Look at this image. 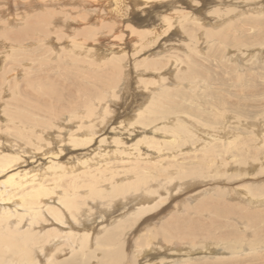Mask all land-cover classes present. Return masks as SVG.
<instances>
[{
	"label": "rangeland",
	"instance_id": "374dc122",
	"mask_svg": "<svg viewBox=\"0 0 264 264\" xmlns=\"http://www.w3.org/2000/svg\"><path fill=\"white\" fill-rule=\"evenodd\" d=\"M36 1L38 8L29 14L38 15L34 25L35 31L32 29V32L36 35L40 31L38 27H46L50 33L46 31L49 35L42 36L45 38V44L42 42L25 44L26 47L37 46L42 50L46 63L42 65L43 68L38 75L56 79L55 82L60 83L58 88L71 86L74 94L80 95V92L75 91V87L72 88L70 84L75 82L72 78L75 76L76 64L70 58L63 57L62 50L65 48L64 51L69 56L81 54L85 59L81 71H84V78L88 79L87 82L85 80L88 89L81 91L87 92L86 96L92 103L94 102V107L100 108L99 113L96 112L97 115H94L98 116L95 117V121L100 122L101 119L106 121L103 128L100 127L102 123L95 124L97 131L90 142L74 147L68 138L69 129L73 126V120L69 119L70 115L57 116V121L52 120L55 117L52 116L51 126L57 130L56 126L59 125L64 130L63 135H66L63 143L52 141L53 146L58 144L63 147V152L58 154L59 159H57L66 160L62 161V164H67L68 160L74 159L77 155L90 156L95 152L98 153L97 148L100 151L111 148L113 137L120 138L121 141H125V145H131L137 151L150 154L153 148L145 144L144 137L150 138L154 134L160 136L161 131H154L153 128L171 125L175 120L185 122L189 130L193 126L190 121L198 120L202 133L205 130L210 132V129L204 127L206 123L212 131L220 133L218 138L217 134H214L216 138L210 142V145L221 147L214 148L216 152L212 153L213 156L200 150L205 141L201 138V134H198L199 132L196 134L191 129L193 135L191 138L196 143L194 147L190 145L188 135L181 136L174 147L163 148L162 154L151 158L152 162L147 161L145 165L148 167L157 163L156 170L147 174L152 177V181H155L152 188L164 187L167 191L172 188L173 190L168 191L170 196L161 200L162 204L159 208L144 215L142 220L138 221L135 227L137 231L124 236V251L128 260L126 263L264 264V0ZM18 2L33 4L31 0L26 2L18 0ZM30 9L33 11L32 8ZM30 9L26 10L22 5L14 6V10H11L6 0H0V30L7 32L9 28L18 27ZM48 18L51 20L49 21ZM183 24L186 25L183 27ZM193 24H196L195 28ZM81 31L83 34H79ZM60 38L63 40H59ZM73 41H78L83 50L77 53L73 49L70 50V46L74 45ZM11 53L13 54L14 50ZM0 54L3 55V52ZM100 55L104 57L101 58ZM124 55L128 57L125 58ZM54 56L55 58H52ZM51 59L59 60L60 63ZM178 61L183 64L180 66ZM187 62L189 65H186ZM184 64L188 67H184ZM90 72H95L99 77L103 74L108 80L101 82L98 87H93L91 85L93 83L90 82L92 75L89 80ZM22 75V73L15 75L19 84H22L20 80ZM1 78L0 73V82ZM95 90L102 99L90 98ZM161 92L163 95L160 103L163 111L159 112L158 121L146 127L134 123L137 112L151 106L153 95ZM3 99H0L1 105ZM105 105L107 107L110 105L111 108L107 113L103 111ZM127 116L129 118H125ZM232 118L238 119L232 121ZM210 119L218 121L210 123ZM82 120L87 126V118ZM230 129L234 133L229 131ZM49 130L52 134H57L53 128ZM233 134H235L233 139L229 140ZM101 139H105L104 148L99 147ZM48 143H42L41 151ZM21 145L33 149L24 142H21ZM5 148L9 153H17L14 148L8 147L7 143ZM41 151L39 152L42 153ZM37 157L36 159L43 160L42 156ZM21 159L30 161L27 157L26 160ZM128 161L124 158V163ZM26 162L21 163L20 166L28 168ZM105 162L112 172L107 176L109 180L111 175L119 177L114 171L121 173L122 170L119 169H125L122 160L115 156ZM178 165L181 167H177ZM195 165H200L199 169ZM189 168H193L192 173L195 176L186 178L185 182L188 184L191 182V185L186 184L188 188L185 186L180 190L179 171ZM4 176L3 174L2 177ZM95 177L100 183L107 179V177L101 178L100 175ZM121 181V178H118L116 182ZM106 183L104 189L107 191L109 187L105 186ZM159 192L163 194L162 191ZM117 198L121 200V197ZM116 209L115 207L114 211ZM148 219L150 220L147 221ZM171 219H174L173 225L177 229L167 238L169 235L165 231L161 233V228L164 230V223ZM63 222L75 224L70 221L69 216ZM96 223L97 219H94V225ZM143 224H146V228ZM142 237L151 239L153 249L143 248L142 251L144 246ZM235 241L237 244H234ZM248 241L255 243V247L250 248L249 244L247 246ZM192 248L194 250L189 251ZM154 249L159 251L156 252ZM97 254L100 255L99 252ZM37 264L53 263L41 261Z\"/></svg>",
	"mask_w": 264,
	"mask_h": 264
},
{
	"label": "bare ground",
	"instance_id": "6f19581e",
	"mask_svg": "<svg viewBox=\"0 0 264 264\" xmlns=\"http://www.w3.org/2000/svg\"><path fill=\"white\" fill-rule=\"evenodd\" d=\"M24 1L26 2L29 0ZM31 1L33 4H20L18 0H6L7 5L11 10H14V6L21 7L23 5V8L26 10L32 8L33 11L30 9V11L26 12V18L19 23L18 27L9 28L7 32L0 30V53L3 52V55L0 54V73L2 76L0 82V99L4 98L3 104H0V176L2 178L0 181V264H37L41 261L53 264H94V262L95 264H125L128 260L124 251V236L131 232L134 233L135 230L137 231V228L135 227H137L136 225L138 221L144 215L159 208L162 204L161 200L167 199L170 196L168 191L173 190L172 188L167 191V188L164 187L152 188L155 181H152V177L147 174L156 170L157 166H155V164L157 165V163H153L148 167L145 165L148 163L147 161L162 154L163 148L171 149L174 147L176 141L179 140L178 138L181 136L186 137L188 135L189 141L191 142L190 145H193L194 147L196 143L191 138V136H193L190 131L191 129L196 134L199 132L198 134H201V138L205 141L202 146L203 148L201 147L202 149L200 150H203L205 153L208 152L211 154L210 156H213L216 152L214 148L220 149L221 147L210 145V142L216 137L218 138L220 133L212 131V128L208 123L204 124V127L210 129V132L205 130L204 133H202V127H200V122L198 120L190 121L193 125L190 130L185 122L175 120L171 125L166 124L163 126H155L157 127L156 129L153 128L154 131H161L160 136H154V134L153 136H150V138L149 136L144 137L145 144L147 143L153 148V152L151 151L150 154L137 151V149L132 148L131 145V147L125 145V141H121L120 138L113 137V146L109 145L111 148L102 149L101 151L97 150V148L96 151H99L98 153L95 152L90 156H84L83 154L77 155L72 159L73 161L68 160L67 164H62L61 162L64 160L59 161L57 159H59L58 154L61 153L63 147L58 144L53 146L52 141L63 143L66 140V135H63L64 130L62 127H59V125L56 126L57 130L51 126L52 116H55L52 119L54 120L57 116L64 117L67 116V114L70 115L69 119L73 120V126L69 129L68 138L69 142H72L74 147H79L90 142L97 131L95 124L99 125L102 123L100 124V127L103 128V124H105L106 121H103V119H101L100 122L95 121V117L98 116L94 115H97L96 112L99 113L100 108L96 105V107H94V102L92 103V101L89 100V97L86 96L87 92L83 93L81 91L88 89V86H86L87 83L85 84V80L87 82L88 79H86L87 77L84 78V71H81V67L85 63V59L81 57V54L69 56L67 55L68 53L64 51L65 48L62 50L63 57L70 58L71 61L76 64L74 66L75 76L72 78L75 82L69 83L72 84V88L75 87V91L80 92V95L78 93H75V95L71 86H67L68 88H63L62 86L61 88H58L60 87V83L55 82L56 79L49 76L40 77L41 75H38L43 68L42 65L46 63V60L41 53L42 50L37 46L34 48L26 47L25 44L27 42L29 44L32 42H37V44L42 42V44H45V38L42 36H47L50 33L47 31L46 27H38L40 31L37 32L36 35L32 32V29L35 31L34 25L38 15L29 14L36 11L35 9L38 8V3L36 0ZM146 1L149 0H143V2ZM50 20L51 18L49 21ZM164 20L167 21L168 19ZM184 25L186 24H183V27ZM195 25L193 26L194 28ZM46 31L49 34H47ZM189 31L190 30H188V32ZM197 32L199 31L197 30ZM79 34H83V31L79 32ZM61 38L59 40H63ZM139 40L141 41V39ZM120 42L121 41H119V43ZM72 43L74 45L70 46V50L73 49L75 53L83 50L82 45L78 41H73ZM190 49H193V47ZM12 50H14L13 54L11 53ZM107 55L109 54L107 53ZM120 56L122 55L120 54ZM132 56L134 57V54ZM100 57L102 58L104 56L100 55ZM123 57H125V55ZM52 58H55V56ZM51 60L53 62H59V60ZM178 63L180 66L183 64L180 61H178ZM187 64L188 62L186 65ZM186 65L184 64V67H188ZM51 68L53 67L51 66ZM53 70H55V67ZM91 72L89 80L92 75L90 82L93 83L91 84L93 87H98L101 82L106 79L108 80V77L103 74L102 77H99V75H95V72ZM17 73L23 74L20 79L22 84H19V82L16 81L17 78L15 75ZM81 76L84 79H81ZM83 80L84 83H82ZM162 95V92L153 95V100L150 102L151 106H148L146 110L143 109L144 111H138L137 118L135 122H133L139 126L145 125L146 127L152 122L158 121V114L160 111H163V107L160 103L162 101ZM7 96L9 97L6 98ZM92 97L102 99L101 96L97 94L96 90L93 95H90L91 99H93ZM137 103H139L138 100ZM110 109V105H108V107L105 105L103 111H106L107 113ZM112 111L114 110L112 109ZM82 118H87V126L84 124L85 122H83L84 120H82ZM125 118L129 117L127 116ZM217 118L220 117L217 116ZM236 119L232 118V121H236ZM209 121L210 123H214V121L218 120L210 119ZM123 124L125 123L123 122ZM247 124L249 125L250 122ZM251 127L252 126L250 125V128ZM254 127L256 126L254 125ZM50 128L57 131V134H52L49 130ZM232 128L234 127L232 126ZM255 129L257 130V128ZM229 131L234 133L231 129ZM214 134H217L216 137ZM234 135L235 134L231 135L229 140H232ZM256 135L258 136V134ZM101 140L102 144L100 143L99 147L102 146V148H104L103 146H106L104 143L105 139ZM21 142H24L26 146H31L33 149L25 148L21 145ZM43 142L49 143L47 147L42 148L41 151ZM6 143L8 144V147L14 148L17 153H9L5 148ZM37 156H42L43 160L36 159L38 158ZM113 156L122 160L125 169H119L122 170L121 173L117 170L114 171L115 174H119V177L111 175V179L109 180L107 176L112 172L109 170V166L105 164L107 163L105 160ZM26 157L30 159V161L27 159L28 162H26L21 159L25 158L26 160ZM124 158L129 160L128 163H124ZM110 160L112 161V159ZM33 161L35 162L32 163ZM161 161L163 160L161 159ZM25 162L29 166L28 168L20 166L21 163L25 164ZM195 166L196 168L200 167V165ZM177 167L181 166L178 165ZM106 169L108 170L106 171ZM192 169L193 168H189L179 171L178 178L180 179L178 182V188L180 187V190L185 188L186 184H188V182H185L186 178L194 175ZM93 172L95 174H92ZM3 174L5 175L4 177H2ZM96 175H100L101 178L107 177V179H104L103 183H100L95 177ZM118 178H121L122 180L120 183L116 182ZM108 181H110V183H106ZM104 183H106V187H109V190L106 191L104 189ZM190 183L191 182H189V184ZM186 188L188 187L186 186ZM159 191H162L164 195ZM117 197H121V200H117ZM155 197L157 198L156 200ZM97 199L101 201H98ZM115 207L117 209L114 211ZM129 209H133V211H129ZM68 216L70 221L75 223L74 225L63 222ZM94 219H97L96 225H94ZM149 220L150 219L147 221ZM173 222H175L174 219H171L164 223V230L161 228V233L165 231L167 232V235H169L167 238L171 237L173 231H176L177 229L174 227L175 225H173ZM141 239H143L144 245L142 251L143 248L153 249L151 248L153 243L150 238L142 237ZM237 242H240V240H237ZM234 244H237L236 241ZM246 244L247 246L249 244L250 248L255 247V243L253 242L249 243L248 241ZM49 246H51L50 249ZM45 247L46 249H44ZM159 250L157 249L155 251L157 252ZM191 250L194 249H189V251ZM52 251H55V253H51ZM98 252L100 255L97 254ZM56 255L58 256L56 257ZM93 259L95 260L93 261ZM163 263H165V261H163Z\"/></svg>",
	"mask_w": 264,
	"mask_h": 264
}]
</instances>
